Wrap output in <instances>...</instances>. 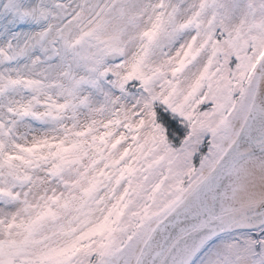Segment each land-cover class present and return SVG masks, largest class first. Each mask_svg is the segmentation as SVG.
Wrapping results in <instances>:
<instances>
[{"label":"snow or ice","instance_id":"obj_1","mask_svg":"<svg viewBox=\"0 0 264 264\" xmlns=\"http://www.w3.org/2000/svg\"><path fill=\"white\" fill-rule=\"evenodd\" d=\"M0 264H264V0H0Z\"/></svg>","mask_w":264,"mask_h":264}]
</instances>
